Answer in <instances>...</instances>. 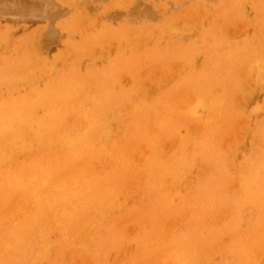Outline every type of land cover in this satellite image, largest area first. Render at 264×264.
<instances>
[{
    "label": "rangeland",
    "instance_id": "rangeland-1",
    "mask_svg": "<svg viewBox=\"0 0 264 264\" xmlns=\"http://www.w3.org/2000/svg\"><path fill=\"white\" fill-rule=\"evenodd\" d=\"M0 71V264H264V0H0Z\"/></svg>",
    "mask_w": 264,
    "mask_h": 264
},
{
    "label": "bare ground",
    "instance_id": "bare-ground-1",
    "mask_svg": "<svg viewBox=\"0 0 264 264\" xmlns=\"http://www.w3.org/2000/svg\"><path fill=\"white\" fill-rule=\"evenodd\" d=\"M226 3H227V2H226ZM226 11H227V10H226ZM103 34H104V33H103ZM113 35H114V33H113ZM105 36H107V35H105ZM115 36H117V34H115ZM125 36H126V35H125ZM94 37L97 38V36H94ZM102 37H103V36H102ZM119 37H121V36H119ZM122 37H123V36H122ZM122 37H121V38H122ZM127 37H129V36H127ZM99 38H100V37H99ZM116 38H117V37H116ZM102 39H105V37L102 38ZM91 40H92V38H91ZM108 40H109V39H108ZM118 41H119V40H118ZM99 42H100V41H99ZM99 42H98V43H99ZM101 42H103V41H101ZM101 42H100V44H101ZM96 44H97V42H96ZM88 45H89V44H88ZM88 45L86 44L85 47H87ZM85 49H86V48H85ZM129 50H130V49H129ZM130 51L132 52V50H130ZM168 54H170V53H168ZM229 54L231 55V53H229ZM132 55H133V54H132ZM166 55H167V54H166ZM176 55H177V54H176ZM185 55H186V54H185ZM232 55H233V54H232ZM160 56H161V55H158V58H160ZM162 56H164V54H162ZM181 56H183V55L181 54ZM181 56H180V57H181ZM186 56H188V54H187ZM186 56H183V57H186ZM164 57H165V56H164ZM172 57H173V54H171V60H173ZM175 57H176V56H175ZM175 57H173V58H175ZM178 57H179V55H178ZM180 57H179V58H180ZM229 57H230V56H229ZM233 57H235V56H233ZM126 58H127V56H126ZM153 58H155V57H153ZM153 58H152V60H153ZM156 58H157V57H156ZM162 58H163V57H162ZM168 58L170 59V57H168ZM176 58H177V57H176ZM189 58H190V57H189ZM237 58H238V57H237ZM187 59H188V58H187ZM126 60H127V59H126ZM128 60H129V59H128ZM157 60H158V59H157ZM164 60H165V59H164ZM174 60H175V59H174ZM234 60H235V59H234ZM130 61H131V60H130ZM149 61H150V60H149ZM160 61H161V63H162L163 60H162V59L159 60L158 63H154V62L152 61V63H154V64H158V65H159V64H160V63H159ZM165 61H167V62H165ZM165 61H164L165 63H168V60H165ZM230 61H232V60H230ZM132 62H133V61H132ZM132 62H131V63H132ZM164 62H163V63H164ZM226 62H229V61L227 60ZM235 62H236V60H235ZM134 63H135V62H134ZM136 63H137V62H136ZM170 63H171V62H170ZM233 63H234V62H233ZM227 64H228V63H227ZM231 64H232V63H231ZM132 67H133V66H132ZM132 67H131V68H132ZM233 72H235V71H233ZM111 73H112V72H110V73L108 74V72H107V77L105 78L106 81H107V79H108V75H112ZM227 74H228V73H227ZM88 75H89V74H88ZM232 75H233V77H235L234 74H232ZM0 76H1V71H0ZM230 76H231V75H229V77H230ZM109 77L112 78L111 76H109ZM222 77H225V75H222ZM63 78H64V77H63ZM211 78H212V77H211ZM0 79H1V77H0ZM70 79H73V78L71 77ZM76 79H77V78H75L74 80L76 81ZM105 79H104V80H105ZM206 79H207V78H206ZM215 79L217 80L218 78H215ZM220 79H221V78H220ZM225 79H227V76L225 77ZM229 79H231V77H230ZM232 79H233V78H232ZM84 80H85V79H84ZM227 80H228V79H227ZM227 80H226V81H227ZM58 81H59V80H58ZM69 81H70V80H69ZM69 81H68V83H69ZM72 81H73V80H72ZM72 81H71V82H72ZM78 81H79V80H77V82H78ZM109 81H110V80H109ZM196 81H197V80H196ZM221 81H222V79H221ZM63 82H64V80H63ZM80 82H83V81H80ZM84 82H86V81H84ZM227 82H228V81H227ZM230 82H231V81H230ZM233 82H234V80H233ZM68 83H67V85L65 84V82H64V84L62 83L63 86H64V85L67 86L66 89L68 88ZM109 83H111V82H109ZM112 83H113V82H112ZM222 83H224V82H222ZM60 84H61V83H60ZM62 84H61V85H62ZM84 84H85V83H84ZM217 84L219 85L220 83H217ZM229 84H230V83H229ZM232 84H233V83H232ZM96 85H97V84H96ZM111 85H113V84H111ZM115 85H116V84H115ZM220 85H222V84H220ZM57 86H58V87L60 86L59 83H58V84L56 83V87H57ZM113 86H114V85H113ZM113 86H112V87H113ZM119 86H120V85H119ZM224 86H225V85H224ZM227 86H228V85H227ZM51 87H53V86H51ZM58 87H57V88H58ZM69 87H70V86H69ZM98 87H99V86H98ZM218 87H219V86H218ZM222 87H223V86H222ZM228 87H229V86H228ZM228 87H226V88L228 89ZM61 88H62V87H61ZM114 88H116V86H114ZM118 88H119V87H118ZM59 89H60V87H59ZM93 89H94V88H93ZM120 89H121V88H120ZM126 89H127V88H126ZM223 89H224V87H223ZM53 90H56V88L52 89V91H53ZM61 90H63V89H61ZM94 90H95V89H94ZM111 90H112V92H113L114 89H111ZM111 90H110V91H111ZM115 90H116V89H115ZM115 90H114V92H115ZM49 91H50V89H49ZM95 91H96V90H95ZM98 91H100V89H99ZM98 91H97V92H98ZM116 91H117V90H116ZM128 91H129V90H128ZM47 92H48V91H46L45 93H47ZM59 92H60V91H59ZM97 92H94V93L96 94ZM105 92H106V91H105ZM112 92H111V93H112ZM49 93H51V92H49ZM49 93H47V94H49ZM64 93H65V92H64ZM100 93H101V91H100ZM115 93H116V92H115ZM47 94H45V95H47ZM56 94H58V93H56ZM56 94H55V95H56ZM59 94H60V93H59ZM98 94H99V93H98ZM98 94H97V95H98ZM108 94H109V93H108ZM222 94H223V93H222ZM97 95H94V94H93L94 97H92V98L95 99V97H97ZM110 95H112V94H110ZM124 95L127 96V94H124ZM48 96H50V95H48ZM48 96H46L47 99H49ZM56 96H57V95H56ZM99 96L102 97V95H99ZM99 96L97 97V99L99 98ZM112 96H113V95H112ZM116 96H117V95H116ZM119 96H120V95H119ZM119 96H118V97H119ZM223 96H225V95L223 94ZM107 97H108V98H111V99L115 98V96H114V97H110V96H108V95H107ZM7 98H8V96H7ZM9 98H10V97H9ZM53 98H54L53 100L56 101L55 97H53ZM120 98H121V97H120ZM122 98H123V97H122ZM122 98H121V99H122ZM194 98H195V97H194ZM10 99L13 100L12 98H10ZM23 99H24V98H23ZM23 99H21V100H23ZM111 99H110V100L108 99V101L111 102ZM116 99H118V98H116ZM123 99H124V98H123ZM123 99H122V100H123ZM6 100H7V99H6ZM11 100H10V101H11ZM18 100H19V99H18ZM50 100H51V99H50ZM119 100H120V99H119ZM119 100H118V101H119ZM194 100H195V99H194ZM2 101H4V100H2ZM47 101H49V100H45V103H46ZM102 101H103V100H102ZM114 101H115V100H114ZM118 101H117V102H118ZM11 102H13V101H11ZM22 102H23V101H22ZM25 102H26V101H25ZM50 102H51V101H50ZM58 102H59V101H58ZM104 102H105V100H104ZM104 102H103V103H104ZM120 102H121V100H120ZM120 102H119V103H120ZM47 103H49V102H47ZM100 103H101V105L103 106V103H102V102H100ZM121 103H122V102H121ZM132 103H133V102H132ZM11 104H12V103H10L9 106H11ZM91 104H92V103H91ZM108 104H109V103H108ZM112 104H114V102H113ZM17 105H18V104H17ZM20 105L22 106V104H20ZM101 105H100L99 107H101ZM49 106H50V105H49ZM13 107H14V106H13ZM16 107H17V106H16ZM59 108H61V106H60ZM101 109H102V107H101ZM1 110H3V109H1ZM18 110H19V108H18ZM6 111H7V110H6ZM61 111H62V110H61ZM3 112H4V110H3ZM3 112L1 113L2 115H3ZM9 113L11 114V112H9ZM10 114H9V116H10ZM56 114H57V113H56ZM98 114H99V113H98ZM127 114H128V112H127ZM6 116H7V114H6ZM9 116H8V117H9ZM18 116H19V115H18ZM95 116H96V114H95ZM97 116H98V115H97ZM10 118H12V117H10ZM57 118H58V117H57ZM57 118L55 117L54 120L56 121ZM8 119H9V118H8ZM5 120H6V118H5ZM5 120H4V121H5ZM49 120H50V119H49ZM52 120H53V119H52ZM52 120H51V121H52ZM54 120H53V122H55ZM4 121H2V122H4ZM58 121H59V120L57 119V123H58ZM84 122H85V121H84ZM47 123H48V121H47ZM49 123H51V122L49 121ZM57 123H55V124L57 125ZM170 123H171V120H170V118H169L167 115H162V116L157 117V121H156L157 131L160 132V131L163 130L167 125H169ZM50 125H52V126L50 127ZM50 125H49V127H48V125H47V127H46V125H45L46 128H45V127H44V128H43V127H42V128H39V130H38L39 133H41L42 131L44 132V130H46V131L48 132V131H51L53 128L57 127L56 125L53 126L52 123H51ZM3 126H4V123H3ZM43 126H44V124H43ZM4 127H5V126H4ZM52 127H53V128H52ZM143 127H145V126H143V124L140 123V119H137V120H136L135 122H133L132 125H131V128H132L133 133H134V132H138V131H139V133H140V131H141V129H142ZM84 129H85V128H84ZM43 132H42V134H43ZM210 132H211V131H210ZM214 132H216V130L214 131V129H213V132H212L211 134L213 135ZM72 134H73V133H72ZM89 135H90V133L84 137V139H83L84 142L87 140V138L89 137ZM206 136H207V135H206ZM212 137H213V136H212ZM206 138H207V141H208L209 138H208V137H205V139H206ZM205 139H204V140H205ZM55 140H56V139H55ZM201 140H202V139H201ZM207 141H206V142L204 141V143L201 145V147L195 149L194 153H198V154L201 156V160L204 162V164H205L206 166H208L209 168H210V167L212 168V167L215 166V162H214V159H213L214 156H213V154L211 155V152H212V151L210 152L209 149H208L209 146H207ZM208 142H209V141H208ZM149 144H150V143H149ZM211 144H213V143L211 142ZM211 144H210V146H211ZM63 146H64V145H63ZM150 146H151V144H150ZM63 148H64V147H63ZM209 148H210V147H209ZM3 149H4V148H3ZM211 149H213V148L211 147ZM211 149H210V150H211ZM143 150H144V149H143ZM14 152H15V151H14ZM2 153H3V152H2ZM212 153H214V152H212ZM15 154H16V153H15ZM167 154H168V153H167ZM214 154H215V153H214ZM263 155H264V154H263ZM262 157H263V156H262ZM262 160H263V159H262ZM104 161H105V160H104ZM139 162H140V161H139ZM258 169H259V168H258ZM255 173H258V172H254V174H255ZM91 174H92V173H91ZM143 175H144V174H143ZM256 175H258V174H256ZM251 177L254 178V176H251ZM256 177H257V176H256ZM142 178H143V177H142ZM209 178H210V175H208V177H207L205 180H209ZM258 178H259V176H258ZM251 179H252V178H251ZM141 180H142V179H141ZM253 181H255V180H253ZM43 182H44V181H43ZM45 182H46V181H45ZM243 182H244V181H243ZM245 182H246V180H245ZM253 183L255 184V187H256V182H253ZM142 184H143V183H142ZM251 184H252V183H250V185H251ZM211 185H212V184H211ZM261 185H262V184H261ZM212 186H213V185H212ZM219 186H220V185H219ZM251 186H252V185H251ZM64 187H65V186H64ZM241 187H242V186H241ZM248 187H249V183H248ZM260 187H261V186H260ZM209 188H211V187H209ZM209 188H208V191H206V192H205V191H202V192L197 193V195H196V199L199 200V201H196V204H195V206H196L197 208H200V207L202 206V204H203V205L205 204V202H207L206 204H209V205H210V204H211L210 202H211L212 200H215V195H214L215 192H214L213 190H211L212 188H211V189H209ZM213 188H215V187H213ZM245 188H246V187H245ZM251 188H252V187H251ZM257 188H258V187H257ZM263 188H264V187H263ZM248 189H249V188H248ZM252 189H253V188H252ZM218 190H219V189H218ZM246 190H247V188H246ZM257 190H258V189H257ZM254 191H256V190H254ZM251 193H252V192H251ZM217 194H218V193H217ZM218 195H219V194H218ZM218 195H217V198L220 196V195H219V196H218ZM32 196H33V195H32ZM253 196H254V195H253ZM30 197H31V196H30ZM30 197H29V199H30ZM33 197H34V196H33ZM33 197H31V198H33ZM34 198H35V197H34ZM30 200H31V199H30ZM32 200H33V199H32ZM215 201H216V200H215ZM215 201H214V203H215ZM31 202H32V201H31ZM31 202H30L28 205H30ZM32 203H33V202H32ZM214 203H212V204H214ZM216 203H217V201H216ZM206 204H205V206H206ZM2 205H3V204H2ZM2 205H1V206H2ZM77 205H78V204H77ZM30 207H31V206H30ZM67 207H68V206H67ZM78 207H79V206H78ZM78 207H77V208H78ZM203 207H204V206H202L201 208H203ZM207 207H208V206H207ZM62 208H63V207H62ZM62 208H61V209H62ZM73 208H74V206H73ZM75 208H76V207H75ZM25 209H26V208H25ZM28 209H29V208H28ZM62 210H63V209H62ZM62 210H61V211H62ZM65 210H66V208H65ZM68 210H69V209H68ZM23 211H24V210H23ZM20 213H21V212H20ZM23 213H24V212H23ZM23 213H22V214H23ZM64 214H65V212H64ZM23 215H24V214H23ZM60 215H61V214H60ZM60 215H59V216H60ZM15 216H16V215H15ZM20 216H21V215H20ZM59 216H58V217H59ZM11 217H12V216H11ZM18 217H19V214H18ZM32 217H33V215H32ZM181 217H182V216H181ZM20 218H22V217H20ZM60 218H61V217H60ZM18 220H19V218H18ZM33 220H34V219H33ZM35 220H36V219H35ZM102 220H103V219H102ZM145 220H146V219H145ZM145 220H144V221H145ZM181 220H182V219H181ZM8 221H9V220H8ZM14 222H15V221H14ZM98 222H99V221H98ZM98 222H97V223H98ZM141 222H142V221H141ZM12 223H13V222H12ZM9 224H10V223H9ZM0 225H1V224H0ZM52 225H53V224H52ZM59 225H60V224H59ZM54 226H55V225H54ZM94 226H95V225H94ZM96 226H97V224H96ZM51 228H52V227H51ZM93 228H94V227H93ZM44 229H45V228H44ZM85 231H86V230H85ZM79 232H80V231H79ZM79 232H78V233H79ZM82 233H83V232H82ZM85 234H86V233H85ZM87 234H88V232H87ZM87 234H86V235H87ZM79 236H80V235H79ZM79 236H78V237H79ZM81 236H82V234H81ZM81 236H80V237H81ZM83 237L85 238L86 236H84V234H83L82 238H83ZM1 245H3V243H2ZM3 246H4V245H3ZM3 246L1 247V249L3 248ZM43 247H44V246H43ZM136 247H137V246H136ZM5 249H6V247H5ZM46 250H47V248H46L45 250H41V251H42V252H43V251L45 252ZM176 250H177V249H176ZM176 250H175V251H176ZM0 251H2V250H0ZM0 253H1V252H0ZM39 253H40V252H39ZM44 254H45V253H44ZM174 254H175V252H174ZM177 254H178V253H177ZM82 255H83V254H82ZM86 255H87V253H86ZM42 256H43V255H42ZM84 256H85V255H84ZM87 256H88V255H87ZM82 257H83V256H82ZM73 260H74V259H73ZM162 260H163V258H162ZM88 261H89V258H88ZM164 261H165V260H164ZM167 263H168V262H167ZM36 264H37V262H36ZM161 264H162V262H161Z\"/></svg>",
    "mask_w": 264,
    "mask_h": 264
},
{
    "label": "crops",
    "instance_id": "crops-1",
    "mask_svg": "<svg viewBox=\"0 0 264 264\" xmlns=\"http://www.w3.org/2000/svg\"><path fill=\"white\" fill-rule=\"evenodd\" d=\"M64 27V26H63Z\"/></svg>",
    "mask_w": 264,
    "mask_h": 264
}]
</instances>
